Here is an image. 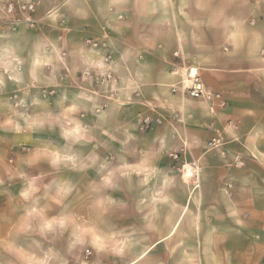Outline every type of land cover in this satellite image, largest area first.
Listing matches in <instances>:
<instances>
[{"label":"crops","instance_id":"crops-1","mask_svg":"<svg viewBox=\"0 0 264 264\" xmlns=\"http://www.w3.org/2000/svg\"><path fill=\"white\" fill-rule=\"evenodd\" d=\"M50 204L107 206L127 264H261L264 0H0V250Z\"/></svg>","mask_w":264,"mask_h":264},{"label":"rangeland","instance_id":"rangeland-1","mask_svg":"<svg viewBox=\"0 0 264 264\" xmlns=\"http://www.w3.org/2000/svg\"><path fill=\"white\" fill-rule=\"evenodd\" d=\"M72 212H64L63 205H41L40 229H46L45 236H31L25 234L20 237L8 238V250H0V264H127L135 257L142 255L140 243H129L127 238H120V252L113 254L110 252H100V245L111 247L118 242L117 238L111 236L96 235V228L107 230L111 227V221H106L110 212L107 206H88L91 210L88 213H80L74 209ZM98 209V210H97ZM124 210L128 206L123 207ZM102 210V212H101ZM96 211L99 220L96 221ZM60 228H66L72 233L70 239L63 236L58 237V224ZM31 224V221H30ZM89 230L85 232V230ZM147 247L154 244L159 236H147ZM70 244L71 248L64 247ZM144 245V244H143ZM16 247L18 251H16ZM156 261L157 257L152 258ZM147 263V256L140 260ZM261 264H264V259Z\"/></svg>","mask_w":264,"mask_h":264},{"label":"built area","instance_id":"built-area-1","mask_svg":"<svg viewBox=\"0 0 264 264\" xmlns=\"http://www.w3.org/2000/svg\"><path fill=\"white\" fill-rule=\"evenodd\" d=\"M34 11V5L30 3H23V4H8L5 7V12L8 15H16L18 13H32ZM87 43H91L90 40L87 41ZM93 46H97L96 43H92ZM189 80H191L190 86L185 88V91L187 95H189L192 98H200V99H206L210 102H213L214 100L221 99L219 95H214L211 92H209L206 87L203 85V83L200 81V79L196 76L191 77L189 76ZM156 122H160L159 119L155 120ZM142 128L148 129L151 128L153 125V120L150 117H145L141 121ZM216 142L212 141L209 143V146H213ZM175 159H178V155H174ZM242 164V162H240Z\"/></svg>","mask_w":264,"mask_h":264},{"label":"snow or ice","instance_id":"snow-or-ice-1","mask_svg":"<svg viewBox=\"0 0 264 264\" xmlns=\"http://www.w3.org/2000/svg\"><path fill=\"white\" fill-rule=\"evenodd\" d=\"M88 231H89V230H87V229L85 230V232H88ZM99 247L101 248V250H103V249H104L105 247H107V246H106V245H100Z\"/></svg>","mask_w":264,"mask_h":264}]
</instances>
